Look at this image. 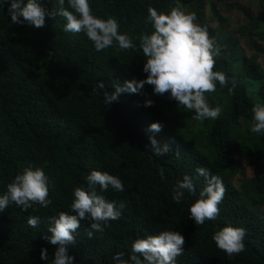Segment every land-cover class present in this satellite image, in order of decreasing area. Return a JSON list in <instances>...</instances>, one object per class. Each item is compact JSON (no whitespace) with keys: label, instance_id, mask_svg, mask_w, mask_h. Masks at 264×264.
I'll return each mask as SVG.
<instances>
[{"label":"trees","instance_id":"1","mask_svg":"<svg viewBox=\"0 0 264 264\" xmlns=\"http://www.w3.org/2000/svg\"><path fill=\"white\" fill-rule=\"evenodd\" d=\"M207 1L215 12V5ZM200 2L179 0L182 8L201 5L196 13L204 26ZM89 3L94 15L116 18L120 34L128 35L136 48L121 51L114 45L97 52L84 33L65 32L62 17H46L45 26L36 29L12 24L8 6L0 7V196L27 167H42L54 185L47 208L33 205L25 212L13 204L0 212V264H52L56 246L44 239L50 235L49 217L75 214L70 210L73 190H87L86 177L92 170L123 181V192L111 188L102 193L97 188V192L110 202H125L126 207L119 220L110 221L104 232H94L91 239L89 221H81L74 234L76 243L68 249L74 264H115L113 257L120 252L127 260L135 240L164 230L178 231L185 238L177 264H264V216L256 211L264 202V135L250 130L252 107L264 104V68L233 45L221 51L214 71L224 72L237 86L232 95L218 83L215 92L206 93L211 107H222V113L201 124L168 94L155 95L150 85L105 104L103 91L111 94L114 81L147 78L138 39L154 31L146 23L147 10L153 7L168 14L176 0ZM43 4L52 10L57 0H43ZM212 32H208L211 39ZM100 82L106 87L97 95ZM149 99L154 104L146 107ZM240 120L243 126L238 130ZM153 123H160L162 130L148 131ZM150 137L161 147L167 143L172 151L154 156ZM238 156L254 168V175L239 188L231 181L240 171ZM199 167L219 176L226 189L219 217L204 225H195L188 212L205 187L204 178H197ZM161 168L164 180L158 174ZM186 174L193 178L196 195L186 192L176 204L172 187ZM31 216L40 220L36 228L27 224ZM225 226L246 230L245 251L231 259L212 240ZM41 249L47 250V261L40 258Z\"/></svg>","mask_w":264,"mask_h":264},{"label":"clouds","instance_id":"2","mask_svg":"<svg viewBox=\"0 0 264 264\" xmlns=\"http://www.w3.org/2000/svg\"><path fill=\"white\" fill-rule=\"evenodd\" d=\"M67 2V7L65 4ZM7 5V14L11 23L27 25L36 29L45 26L46 17L54 19L59 16L66 21L64 31L74 34L84 33L92 42L97 52L104 51L114 45L123 50L135 49L132 39L120 34V25L116 18H100L93 14L89 0H57V7L48 10L43 0H0V7ZM71 9V10H69ZM146 23L154 29L151 34L142 33L139 39V48L142 50L146 63L143 72L147 78L137 81H117L111 85L114 91L109 94L103 91L105 104L118 101L122 94L139 93L145 85L153 88L157 96L168 94L178 106L194 113L191 119L203 122L216 120L222 113V107H211L206 93L220 88H227L228 94H234L236 81L229 80L224 72L214 71L215 57L221 54V46L211 39L206 27L196 23L195 12H186L182 9L179 0L171 7L168 14L158 12L155 8H148ZM44 71V69H40ZM231 84V86H229ZM105 84H97V95L105 89ZM154 102L146 100L145 106L151 107ZM251 132L264 135V104L257 103L252 109ZM162 130L160 123L150 125L148 131L158 133ZM152 153L156 157L164 156L172 151L165 143L162 147L150 137ZM177 158L180 153L177 151ZM165 170L159 169V176L165 179ZM197 178L203 177L205 187L199 192L197 199L188 209L189 218L195 225H204L206 221H215L220 214L219 205L224 199L226 189L222 179L211 174L203 167L196 169ZM87 190L76 187L73 190V200L69 215L60 212L58 216L49 217V227L45 235L51 245L56 246L52 264H74V257L68 254L70 246L75 245V233L81 226V221H89V239L94 232H104L110 221L119 220L126 207L125 202L108 201L104 195L97 192H107L109 188L115 192H123V181L106 171L92 170L86 177ZM50 188L54 185L42 167H27L22 174H18L7 185V191L0 196V212L8 206L15 205L27 212L33 205L47 208L52 201L48 198ZM196 195V187L190 175H184L183 180H177L172 187V200L180 204L185 193ZM40 220L36 216L27 219L31 228H36ZM246 230L239 227L225 226L212 235V240L218 250L223 251L231 259L245 251L244 239ZM185 238L178 231L164 230L157 235L146 239H137L131 245L129 258L124 259L123 252L117 253L113 260L115 264H177V258L184 253ZM42 260H48L46 249H41Z\"/></svg>","mask_w":264,"mask_h":264},{"label":"rangeland","instance_id":"3","mask_svg":"<svg viewBox=\"0 0 264 264\" xmlns=\"http://www.w3.org/2000/svg\"><path fill=\"white\" fill-rule=\"evenodd\" d=\"M200 1L202 4L201 12L203 13L201 18L204 20V26H201L196 13L201 5L196 4L182 9L186 12H195L196 23L201 27H206L208 32L213 31L212 39L221 46V51L229 50V45H233L238 47L242 54L254 56L255 61L264 68V52L262 51L264 49V33L260 36V32H264V0H211L215 5V12L207 0ZM249 29V33H245ZM257 49L259 51L255 53ZM207 99L209 105L212 106L210 99ZM197 123L201 124L200 121ZM192 126V122L187 125L189 129ZM242 126L243 121L240 120L237 123L238 130ZM237 159L240 171L231 181L239 188L254 175V168L246 165L241 157L238 156ZM256 211L264 216V202L256 206Z\"/></svg>","mask_w":264,"mask_h":264}]
</instances>
